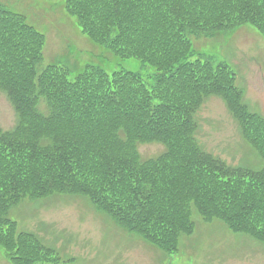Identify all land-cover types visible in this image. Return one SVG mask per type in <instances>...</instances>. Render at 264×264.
<instances>
[{
  "label": "rangeland",
  "instance_id": "rangeland-1",
  "mask_svg": "<svg viewBox=\"0 0 264 264\" xmlns=\"http://www.w3.org/2000/svg\"><path fill=\"white\" fill-rule=\"evenodd\" d=\"M100 5L103 6V2ZM198 13L201 17L219 16L224 8L202 9ZM206 21L209 24V20ZM175 25L180 24L173 19L170 27ZM96 29L80 30L63 0H0V34L19 31L18 36H27L25 44H29L31 33L37 37L43 35L42 51L39 53L37 48L33 60L34 74L23 79L24 86L32 85L29 92L33 95L24 102L27 113L20 114L16 108L14 84L0 88V264H264V240L249 239L242 228L235 225L238 219L229 214L228 203L224 202L227 196L223 195L214 206V210L223 215L222 220L205 219L213 208L202 210L190 200L200 187L199 182L209 179L210 164L212 168L228 172L230 166L234 169L232 165L237 166L244 158L245 166L253 167L256 175L264 178V39L261 30L247 23L225 26L222 22H212L202 33L187 31L189 47L225 68L216 70L219 71L216 76L222 74L211 84L216 89L211 87L210 79L205 80L202 99L194 101L197 112L192 143L196 152L184 158L191 168H184L187 179L180 188L185 190L183 197L187 196L189 203L183 217L174 216L179 224L168 227V214L173 208L169 201L176 195L169 196L166 204L159 194L146 191V182L141 186L137 184L134 180L137 172L120 180L121 168L106 154L85 159L78 172H68L64 167L67 162L59 152L47 147L41 137L42 132H48L49 123H33V116L50 103L47 85L52 89L67 85L56 81L60 73L65 74L68 81L77 77L83 81L85 76L87 80L83 82L92 91L110 82H113L110 87L126 88L135 73L143 82H154L150 75L175 56L168 53L155 63L143 61L132 56L133 52L128 49L103 45L108 35L101 27ZM49 65H54L52 74L45 76ZM207 74L208 67L204 70L205 78L210 77ZM230 77L244 91L242 102L248 107L241 108L246 115L241 112L236 116L231 107L235 102L227 99L231 94L226 93L225 82ZM152 102L158 101L155 98ZM102 127L100 122L95 129ZM119 131V125L110 130L117 136L113 140L115 144L112 143L116 149L111 153L122 151L147 162L168 151L166 145L152 138L119 142L122 134ZM67 132H71L70 128ZM10 138L22 145L31 143L33 148L27 150L31 154L27 160L31 172L27 174V167L22 166L18 170L20 189L6 194L11 184L5 185L10 178L2 170L7 168L6 163L19 162L17 157L7 158ZM58 177H70V180L66 182ZM227 187L224 184L221 190ZM132 209L137 210L138 218L148 211L165 219L150 229L147 222L139 226L127 224L128 216L122 211L130 213ZM242 222L252 225L249 220ZM257 231L264 234V229ZM155 242L161 245L164 254L161 258L152 246Z\"/></svg>",
  "mask_w": 264,
  "mask_h": 264
},
{
  "label": "trees",
  "instance_id": "trees-1",
  "mask_svg": "<svg viewBox=\"0 0 264 264\" xmlns=\"http://www.w3.org/2000/svg\"><path fill=\"white\" fill-rule=\"evenodd\" d=\"M63 2L66 3L69 14L75 17L80 30H97V27H101L109 38L103 45H108L109 48L128 49L135 58H142L141 60L150 63H155L168 53L175 56L165 67L150 75L151 80L155 79L154 82H143L142 77L135 73L134 80L126 88L110 87L113 84L110 82L100 90L92 91L83 82L87 80L85 76L83 81L81 77L68 81L66 75L60 73L56 81L67 85L61 89H52L46 84L51 96L50 103L44 111L33 116V123H49L48 132H42L41 137L47 147L59 152L67 162L64 167L68 172H78L80 163L85 159L106 154L121 168L120 180L131 172H137L134 179L137 184L141 186L146 182V191L159 194L161 198H165L163 201L166 204L169 196L176 195L169 201L173 208L168 214V227L178 225L174 216L183 217L189 203L187 196L183 197L185 190H180L183 180L187 179L184 168H191L184 158L196 152L192 143L197 112L194 101L202 99L205 80L210 79L211 85L216 78L222 77V74L215 75L219 72L216 70L225 68L224 65H216L209 56L189 47L188 33H202L212 26V22H222L225 26L247 23L257 26L264 39V0H109L106 4V0ZM101 2L103 6L100 5ZM217 7L224 8L222 15L201 17L198 13L202 9L214 10ZM173 19L180 25L170 27ZM206 20H209V24ZM18 32L0 34V48L3 47V52H0V88L6 84H14L16 108L20 114H26L24 102L31 99L33 94L29 92L32 85L24 86L23 79L30 76V73L34 74L33 60L37 55V48L39 53L42 51L43 35L37 37L31 33L29 44H25L27 36H18ZM206 67L210 77L205 78ZM52 68L54 65H49V70L44 71V75L50 76ZM225 85L228 88L226 93L231 94L227 99L235 102L231 107L236 116L241 112L246 115L241 107L248 106L243 104L242 90L236 86L234 78H228ZM56 86L59 87L60 83ZM211 87L216 89L213 85ZM111 93L117 94L116 98ZM155 98L157 103L152 102ZM100 122L103 127L95 129ZM116 125L120 126L119 133L122 132L119 142L124 139L152 138L155 139L153 141L166 145L168 151L147 162L122 151L111 153L116 149L112 143L115 144L113 140L117 136L110 130ZM67 128L71 132H67ZM1 132L3 133L2 130ZM250 141L253 142V139ZM245 142L254 148L248 140ZM32 148L31 143L22 145L9 139L6 150L10 155L7 158L17 157L19 162L6 163L7 168L2 170L10 178L5 183L7 187L11 184L6 194H13L20 189L21 175L18 170L22 166L27 167V174L31 172L27 166L31 154L27 150ZM244 163L243 158L242 162H237V166L232 165L234 169L230 166L228 172L212 168L210 164L207 171L209 179L199 182L200 187L194 191L190 200L202 210L213 208L211 215L205 219L222 220L223 215L214 210V206L223 195L227 196L224 202L228 203L229 214L238 219L239 225H235L242 228L241 231L249 239L255 240L258 237L264 240V234L257 231L264 229V178L256 175V169L245 166ZM58 178L66 182L70 180V177ZM224 184L228 187L221 190ZM73 185L77 186V182L73 181ZM19 191L21 193L22 189ZM136 212V209H132L130 213L122 211L128 216L127 224L139 226L147 222L150 229L165 219L148 211L138 218ZM245 220H249L252 225L242 222ZM153 245L162 249L160 243L155 242Z\"/></svg>",
  "mask_w": 264,
  "mask_h": 264
}]
</instances>
